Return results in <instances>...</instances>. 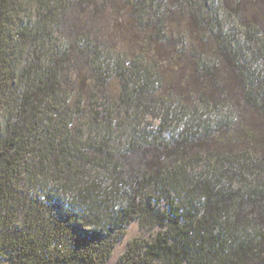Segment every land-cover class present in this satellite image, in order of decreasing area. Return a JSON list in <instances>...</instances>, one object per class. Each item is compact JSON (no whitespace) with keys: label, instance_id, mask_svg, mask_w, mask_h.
<instances>
[{"label":"trees","instance_id":"16d2710c","mask_svg":"<svg viewBox=\"0 0 264 264\" xmlns=\"http://www.w3.org/2000/svg\"><path fill=\"white\" fill-rule=\"evenodd\" d=\"M134 220L116 264H264V0H0V263L105 264Z\"/></svg>","mask_w":264,"mask_h":264},{"label":"rangeland","instance_id":"374dc122","mask_svg":"<svg viewBox=\"0 0 264 264\" xmlns=\"http://www.w3.org/2000/svg\"><path fill=\"white\" fill-rule=\"evenodd\" d=\"M94 22V30L98 34V37L103 39L107 45H112L114 49L126 48L123 44L122 33H117L114 30V18L110 16H100ZM93 23V22H92ZM127 49V48H126ZM165 64L167 67L173 64L172 59H166ZM108 97L111 101H115L118 97L119 86L116 81H112L107 85ZM152 123H157L156 120L152 119ZM160 228H142L139 226L137 221H131L126 229L125 235L121 237L112 253L111 256L107 259L105 264H116L119 256L125 251L128 243L134 238H140L144 240L152 239L158 232ZM6 264V263H0Z\"/></svg>","mask_w":264,"mask_h":264}]
</instances>
